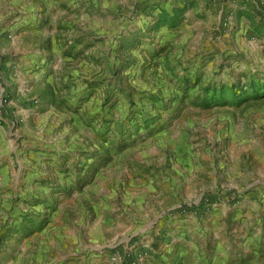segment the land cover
I'll list each match as a JSON object with an SVG mask.
<instances>
[{
	"label": "rangeland",
	"instance_id": "obj_1",
	"mask_svg": "<svg viewBox=\"0 0 264 264\" xmlns=\"http://www.w3.org/2000/svg\"><path fill=\"white\" fill-rule=\"evenodd\" d=\"M0 118V264H264V0H0Z\"/></svg>",
	"mask_w": 264,
	"mask_h": 264
},
{
	"label": "crops",
	"instance_id": "obj_2",
	"mask_svg": "<svg viewBox=\"0 0 264 264\" xmlns=\"http://www.w3.org/2000/svg\"><path fill=\"white\" fill-rule=\"evenodd\" d=\"M211 3H212V2H211ZM224 4H225V2H222V1L218 4V5H219L218 12H221V10H224ZM214 5H216V3H212V5L210 6V8H214ZM207 9H209V8H207ZM214 10H215V9H214ZM186 12H187V13H190L191 10L188 9ZM200 13H202V12H200ZM209 13H211V12H209ZM210 17H212V16H210ZM194 18H195L194 21H195L196 24H201V23L204 21L203 18L198 17V16H195V15H194ZM16 67H17V66L12 65V67L10 68V71H11V76H14V78H15L17 81H19V82H22V80H23V78H24V76H25L26 74L32 72V71H30V70L27 71L26 69H24L23 71H22V69L17 70ZM181 256H182V255H181Z\"/></svg>",
	"mask_w": 264,
	"mask_h": 264
},
{
	"label": "built area",
	"instance_id": "obj_3",
	"mask_svg": "<svg viewBox=\"0 0 264 264\" xmlns=\"http://www.w3.org/2000/svg\"><path fill=\"white\" fill-rule=\"evenodd\" d=\"M0 122H1V118H0ZM137 252V258H139L141 256V253L136 251Z\"/></svg>",
	"mask_w": 264,
	"mask_h": 264
}]
</instances>
